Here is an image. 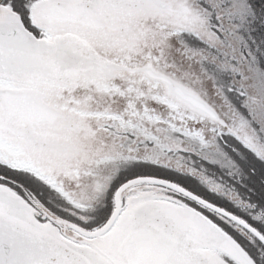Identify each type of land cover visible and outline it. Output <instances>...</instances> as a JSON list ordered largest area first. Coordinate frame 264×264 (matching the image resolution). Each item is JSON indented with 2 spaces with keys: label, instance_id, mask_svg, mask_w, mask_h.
<instances>
[{
  "label": "snow or ice",
  "instance_id": "6c2138e0",
  "mask_svg": "<svg viewBox=\"0 0 264 264\" xmlns=\"http://www.w3.org/2000/svg\"><path fill=\"white\" fill-rule=\"evenodd\" d=\"M0 264H264V0H0Z\"/></svg>",
  "mask_w": 264,
  "mask_h": 264
}]
</instances>
